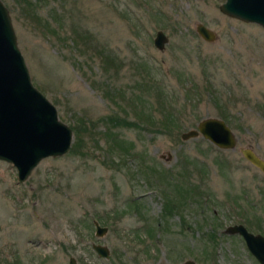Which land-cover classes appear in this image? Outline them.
Masks as SVG:
<instances>
[{
	"label": "rangeland",
	"instance_id": "1",
	"mask_svg": "<svg viewBox=\"0 0 264 264\" xmlns=\"http://www.w3.org/2000/svg\"><path fill=\"white\" fill-rule=\"evenodd\" d=\"M1 1L33 85L78 135L24 182L0 160V264H259L225 229L264 235V174L241 153L264 160V28L223 14L225 0ZM115 114L137 125L110 127ZM205 118L236 147L181 138ZM165 193L181 204L166 218Z\"/></svg>",
	"mask_w": 264,
	"mask_h": 264
},
{
	"label": "water",
	"instance_id": "2",
	"mask_svg": "<svg viewBox=\"0 0 264 264\" xmlns=\"http://www.w3.org/2000/svg\"><path fill=\"white\" fill-rule=\"evenodd\" d=\"M219 9L229 17L264 28V0H225ZM196 31L206 41L215 40L214 32L204 24H198ZM167 41L165 33L157 31L155 47L163 50ZM199 135L221 149H234L237 144L231 128L218 118L201 120L196 129L182 132L181 138L187 140ZM72 138L71 127L59 119L56 107L33 85L9 11L0 0V160L13 165L17 180L24 182L41 160L69 152ZM241 153L264 174V160L253 149L244 148ZM94 225L98 237L108 231L96 221ZM230 231L239 232L260 264H264L262 235L248 232L243 225L233 226ZM93 248L100 257L108 258V247L94 244ZM69 264L78 262L71 257Z\"/></svg>",
	"mask_w": 264,
	"mask_h": 264
},
{
	"label": "trees",
	"instance_id": "3",
	"mask_svg": "<svg viewBox=\"0 0 264 264\" xmlns=\"http://www.w3.org/2000/svg\"><path fill=\"white\" fill-rule=\"evenodd\" d=\"M23 1V0H22ZM53 33H56L55 31H53ZM85 35H83V37H84ZM83 37H82V39H83ZM81 39V38H80ZM83 41H84V44L85 45H88V46H91V43H92V40L89 38V37H87V39H83ZM93 46V45H92ZM192 83V82H191ZM134 106V105H133ZM163 106H165V104L163 105ZM150 117H151V115H150ZM172 117V115H171V111H169V112H166V115H162V119H163V123L161 124L164 128L162 129V130H164L165 132H171L170 131V129H172V128H174L175 126H176V122H175V120L173 119V118H171ZM222 117L225 119V120H227V117H226V115L224 114V115H222ZM107 121L110 123V127L112 126V127H116V126H125V127H135V124L137 125V123H136V121H127V119L126 118H120L119 116H117L116 114L114 115V116H108V118H107ZM178 121V120H177ZM173 124V125H172ZM73 131H74V133L76 134V135H78V129H77V127L76 126H74L73 128ZM167 130V131H166ZM161 131V130H160ZM110 136V135H109ZM113 137V136H112ZM115 138V137H114ZM114 138H112V141H111V143L113 142V143H115L114 141H116V140H113ZM109 144H110V141H109ZM116 144V143H115ZM75 146V144L73 143V145H72V147L71 148H73ZM122 149V148H121ZM153 176H156V175H153Z\"/></svg>",
	"mask_w": 264,
	"mask_h": 264
},
{
	"label": "flooded vegetation",
	"instance_id": "4",
	"mask_svg": "<svg viewBox=\"0 0 264 264\" xmlns=\"http://www.w3.org/2000/svg\"><path fill=\"white\" fill-rule=\"evenodd\" d=\"M187 198H189V196H188V191L184 192L183 197H182L181 204L183 203V201H186L185 199H187ZM165 199H166V201H165V204H166L165 218H166L167 215L172 214V213L174 212L175 209H176V210H179L181 204H180V196H179V198L174 199V197H173V195H171V193H165ZM168 206L170 207L171 210H168L169 208L167 209ZM236 225H243V226L247 229L248 232H250V233H252V234H254V235H257V234H260V233H254V232L250 231V230L248 229V227L245 226L243 223H237V224L229 225V226H227L226 229H225L226 232H229V233H231V234H232V233H233V234H238V235L243 239V241H244V243H245V245H246V247H247L249 253H250V254L256 259V261L260 264V262L258 261V259L256 258V256H255V255L251 252V250L249 249V247H248V245H247L246 240L244 239V237H243L239 232H231V231H230V228L233 227V226H236ZM260 235H262V234H260ZM262 236L264 237V235H262ZM188 261H191V262L197 264L196 261H194L193 259H186L185 261H183V262H181V263H179V264H182V263H185V262H188Z\"/></svg>",
	"mask_w": 264,
	"mask_h": 264
}]
</instances>
